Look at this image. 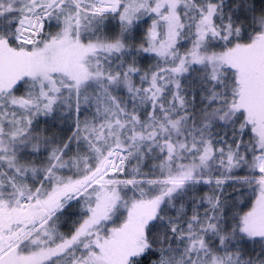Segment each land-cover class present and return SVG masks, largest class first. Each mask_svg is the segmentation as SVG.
Instances as JSON below:
<instances>
[{
  "label": "snow or ice",
  "instance_id": "6c2138e0",
  "mask_svg": "<svg viewBox=\"0 0 264 264\" xmlns=\"http://www.w3.org/2000/svg\"><path fill=\"white\" fill-rule=\"evenodd\" d=\"M0 264H264V0H0Z\"/></svg>",
  "mask_w": 264,
  "mask_h": 264
}]
</instances>
